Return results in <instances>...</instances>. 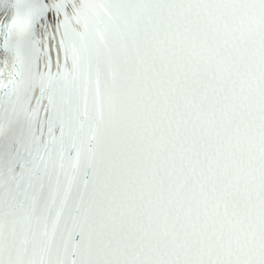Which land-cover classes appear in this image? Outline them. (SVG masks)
I'll list each match as a JSON object with an SVG mask.
<instances>
[{
    "label": "snow or ice",
    "instance_id": "obj_1",
    "mask_svg": "<svg viewBox=\"0 0 264 264\" xmlns=\"http://www.w3.org/2000/svg\"><path fill=\"white\" fill-rule=\"evenodd\" d=\"M0 264H264V0H0Z\"/></svg>",
    "mask_w": 264,
    "mask_h": 264
}]
</instances>
